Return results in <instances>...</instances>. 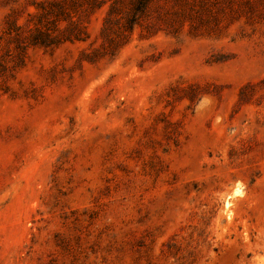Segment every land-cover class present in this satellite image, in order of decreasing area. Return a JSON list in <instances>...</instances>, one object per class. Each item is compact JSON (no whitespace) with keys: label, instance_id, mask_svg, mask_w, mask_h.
Returning <instances> with one entry per match:
<instances>
[{"label":"rangeland","instance_id":"1","mask_svg":"<svg viewBox=\"0 0 264 264\" xmlns=\"http://www.w3.org/2000/svg\"><path fill=\"white\" fill-rule=\"evenodd\" d=\"M57 1L0 0V264H264V0Z\"/></svg>","mask_w":264,"mask_h":264},{"label":"trees","instance_id":"2","mask_svg":"<svg viewBox=\"0 0 264 264\" xmlns=\"http://www.w3.org/2000/svg\"><path fill=\"white\" fill-rule=\"evenodd\" d=\"M152 0H139L137 8L142 10L145 9L147 7V5L149 4V2H151ZM64 2V0H59L57 1L56 6L58 7V5H62V3ZM61 11V7L59 8ZM44 12L36 14L37 18H39V21L37 23H34L33 26V30H30V33L26 36L29 38V44L31 45H39V46H43V47H52V46H56L58 43L63 42V41H68V40H81V33H82V28H76V24L72 23L71 27L68 28H72L74 30V35L71 36V34H67L66 31H61L59 32L58 35L53 36L50 33V29L43 24V21L41 20V18H44V14L45 12H49L47 11L45 8H43ZM132 13H134V11H132ZM132 18V17H131ZM134 19V16H133ZM136 19V18H135ZM132 21V20H131ZM135 22H133V26H132V30L134 29V25L136 23V20H133ZM57 30H59V27L57 28ZM20 33H18L19 35ZM22 34V33H21Z\"/></svg>","mask_w":264,"mask_h":264}]
</instances>
